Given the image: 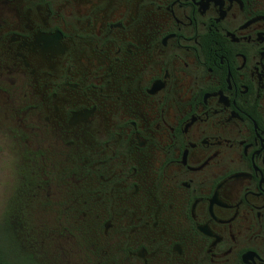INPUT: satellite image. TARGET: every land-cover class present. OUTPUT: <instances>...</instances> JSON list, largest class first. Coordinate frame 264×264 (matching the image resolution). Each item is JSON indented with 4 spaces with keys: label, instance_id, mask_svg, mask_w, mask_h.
<instances>
[{
    "label": "flooded vegetation",
    "instance_id": "1",
    "mask_svg": "<svg viewBox=\"0 0 264 264\" xmlns=\"http://www.w3.org/2000/svg\"><path fill=\"white\" fill-rule=\"evenodd\" d=\"M0 67L82 147L95 264H264V0H0Z\"/></svg>",
    "mask_w": 264,
    "mask_h": 264
},
{
    "label": "rangeland",
    "instance_id": "2",
    "mask_svg": "<svg viewBox=\"0 0 264 264\" xmlns=\"http://www.w3.org/2000/svg\"><path fill=\"white\" fill-rule=\"evenodd\" d=\"M7 70L0 67V248L13 264H95L94 220L79 209L88 188L72 182L68 196L62 172L82 147L33 132L46 114Z\"/></svg>",
    "mask_w": 264,
    "mask_h": 264
},
{
    "label": "trees",
    "instance_id": "3",
    "mask_svg": "<svg viewBox=\"0 0 264 264\" xmlns=\"http://www.w3.org/2000/svg\"><path fill=\"white\" fill-rule=\"evenodd\" d=\"M0 264H13V263L9 262V261L5 258V256H4V254H3L2 250H1V248H0Z\"/></svg>",
    "mask_w": 264,
    "mask_h": 264
}]
</instances>
